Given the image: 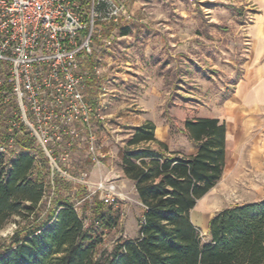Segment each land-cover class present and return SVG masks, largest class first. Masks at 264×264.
I'll list each match as a JSON object with an SVG mask.
<instances>
[{
	"label": "rangeland",
	"instance_id": "rangeland-1",
	"mask_svg": "<svg viewBox=\"0 0 264 264\" xmlns=\"http://www.w3.org/2000/svg\"><path fill=\"white\" fill-rule=\"evenodd\" d=\"M116 1L127 17L118 23L105 22L94 38L92 54L83 61L84 68L92 71L84 87L85 99L93 108L92 140L84 123L73 122L78 137L65 135L61 143H46L51 161L30 130L9 124L11 119L18 121L15 97L0 104V148L5 156L12 159L23 144H31L29 152L46 186L41 216L60 200L75 208L86 227L97 226L98 207L110 209L117 217L113 228L99 229L103 241L98 253L139 235L144 207L134 182L123 174L121 161L133 128L152 122L155 136H167V153H191L195 145L185 136L184 121L218 114L249 74L252 54L260 44L254 30L264 22L258 0ZM122 28L127 29L125 35ZM41 154L47 160L45 167L39 162ZM253 157L256 164L245 150L237 153L226 180L190 212L204 241L212 215L264 196V169L260 168L264 161L259 154ZM100 183L115 185L110 204L101 198ZM28 224L29 220L14 215L1 226L0 251Z\"/></svg>",
	"mask_w": 264,
	"mask_h": 264
},
{
	"label": "trees",
	"instance_id": "trees-1",
	"mask_svg": "<svg viewBox=\"0 0 264 264\" xmlns=\"http://www.w3.org/2000/svg\"><path fill=\"white\" fill-rule=\"evenodd\" d=\"M155 129L152 122L134 127L121 158L144 207L139 235L102 253L99 229L117 223L110 209L97 208L96 227H86L66 201L56 200L41 216L46 186L31 144L12 159L0 153V227L14 215L29 220L22 235L4 244L0 264H264V198L216 212L205 241L190 218L222 176L225 125L215 118L186 120L184 131L196 148L189 156L167 153ZM39 162L47 164L43 156Z\"/></svg>",
	"mask_w": 264,
	"mask_h": 264
},
{
	"label": "built area",
	"instance_id": "built-area-1",
	"mask_svg": "<svg viewBox=\"0 0 264 264\" xmlns=\"http://www.w3.org/2000/svg\"><path fill=\"white\" fill-rule=\"evenodd\" d=\"M122 17L126 10L116 0H0V104L15 97L18 121L9 124L30 130L51 161L46 143L78 137L73 122L84 123L93 139V108L84 94L92 71L83 61L101 26ZM99 186L110 204L115 185Z\"/></svg>",
	"mask_w": 264,
	"mask_h": 264
},
{
	"label": "crops",
	"instance_id": "crops-1",
	"mask_svg": "<svg viewBox=\"0 0 264 264\" xmlns=\"http://www.w3.org/2000/svg\"><path fill=\"white\" fill-rule=\"evenodd\" d=\"M258 3L264 12V0H258ZM254 32L257 43L260 42V44H256L251 57L253 66L250 69V72H248L249 74H247L244 80L240 82L234 93L223 105L222 109L218 114L201 115L195 118L186 119L215 118L225 125V165L222 176L215 186L221 181L223 182L226 180L231 169L229 163L232 158H236L237 153L245 150L250 154V160L254 163L255 158L253 157V154H259L261 161H264V147L262 145L264 143V22L258 25ZM185 136L187 140L190 141L186 132ZM155 137L166 144V135ZM259 142L261 146L258 145ZM248 145L250 147L249 149H247ZM259 148L261 150H259ZM195 151L196 148L191 153H186L185 155H192ZM260 168L262 170L264 169L263 163H261ZM215 186L212 189H214ZM206 194L204 196H206ZM262 198H264V196L249 202L257 201ZM195 207L197 208V204Z\"/></svg>",
	"mask_w": 264,
	"mask_h": 264
}]
</instances>
